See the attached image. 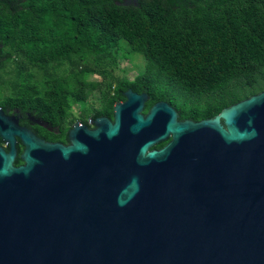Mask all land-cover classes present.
<instances>
[{
  "label": "water",
  "instance_id": "obj_1",
  "mask_svg": "<svg viewBox=\"0 0 264 264\" xmlns=\"http://www.w3.org/2000/svg\"><path fill=\"white\" fill-rule=\"evenodd\" d=\"M124 96L70 146L0 125V264H264V91L199 122Z\"/></svg>",
  "mask_w": 264,
  "mask_h": 264
},
{
  "label": "trees",
  "instance_id": "obj_2",
  "mask_svg": "<svg viewBox=\"0 0 264 264\" xmlns=\"http://www.w3.org/2000/svg\"><path fill=\"white\" fill-rule=\"evenodd\" d=\"M133 1L0 0V87L59 128L44 138L64 141L75 104L84 122L112 119L128 90L147 95L144 114L163 101L193 121L264 91V0ZM133 55L144 72L114 77ZM96 93L98 109L89 105Z\"/></svg>",
  "mask_w": 264,
  "mask_h": 264
},
{
  "label": "flooded vegetation",
  "instance_id": "obj_3",
  "mask_svg": "<svg viewBox=\"0 0 264 264\" xmlns=\"http://www.w3.org/2000/svg\"><path fill=\"white\" fill-rule=\"evenodd\" d=\"M126 1H133V0H126ZM161 102H163V101H161ZM172 108H174V107H172ZM177 115H178V113H177ZM9 118H13L20 127L26 128L27 130L32 132L38 139H40L46 143H58V144H61L63 146H70V145H72L71 133H72L73 129L75 128L76 124H78L82 127H86L88 130H94V128H95L94 122L99 118H107V117H104V116H100V117H96V118L90 117V118H87L86 122H84L82 119H80V117L78 118V120L74 119V122L71 124V126L69 128H67V130L64 132L65 133L64 134V141H51V140L44 138V136L42 135L43 133L41 131L44 130V131L50 133L49 136H51V135L57 136L60 133V130L58 127L49 126L47 123L42 121V119L39 118L36 114L25 110L23 107L17 106L15 103H9L8 98L2 95V96H0V125H3L4 123H6ZM107 119H109V118H107ZM109 120L112 121L113 118L109 119ZM178 121H181V122L182 121L199 122V121H193L191 119L181 120V119H179V115H178ZM200 121H202V120H200ZM167 143H168V141L165 142V145ZM16 146H17V156H16V160H17V159H20L21 154L24 150V146L22 145V143L19 139L17 140ZM0 149L6 153L9 152V144L6 141H4L3 138H1V137H0ZM16 160H15V162H16ZM22 164H20V165H22ZM14 165H15V163H14ZM20 165H15V166H20Z\"/></svg>",
  "mask_w": 264,
  "mask_h": 264
},
{
  "label": "rangeland",
  "instance_id": "obj_4",
  "mask_svg": "<svg viewBox=\"0 0 264 264\" xmlns=\"http://www.w3.org/2000/svg\"><path fill=\"white\" fill-rule=\"evenodd\" d=\"M134 1H127L130 4ZM145 70V61L140 55H133L127 58H120L117 62V66L113 69V76L116 78H126L128 80L134 79ZM92 80H100V77L94 75ZM6 87H0V96L6 93ZM89 105L93 106L94 109H98L101 106L100 94L96 93L92 99H90ZM80 114V105L75 104L72 108V115L75 120H78Z\"/></svg>",
  "mask_w": 264,
  "mask_h": 264
}]
</instances>
